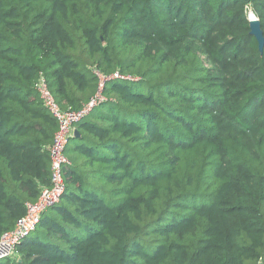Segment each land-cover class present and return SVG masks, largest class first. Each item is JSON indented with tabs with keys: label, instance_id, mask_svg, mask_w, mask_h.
I'll list each match as a JSON object with an SVG mask.
<instances>
[{
	"label": "trees",
	"instance_id": "1",
	"mask_svg": "<svg viewBox=\"0 0 264 264\" xmlns=\"http://www.w3.org/2000/svg\"><path fill=\"white\" fill-rule=\"evenodd\" d=\"M264 0H0V238L51 186L61 202L0 264H264ZM144 88L146 90H144Z\"/></svg>",
	"mask_w": 264,
	"mask_h": 264
},
{
	"label": "built area",
	"instance_id": "2",
	"mask_svg": "<svg viewBox=\"0 0 264 264\" xmlns=\"http://www.w3.org/2000/svg\"><path fill=\"white\" fill-rule=\"evenodd\" d=\"M116 79L137 80L117 73L108 78L100 76V87L96 96L79 110H73L72 108L62 109L53 99L45 80H41L38 88L41 97L46 108L58 122V129L49 148L51 186L43 188L38 200L26 205V215L16 223L14 229L2 235L0 238V262L14 259L17 256L19 246L37 230L42 216L61 202L67 190L64 172L71 166V162L66 156V151L70 140L74 137L75 126L86 119L96 107L106 101L102 94L104 85L107 81Z\"/></svg>",
	"mask_w": 264,
	"mask_h": 264
},
{
	"label": "water",
	"instance_id": "3",
	"mask_svg": "<svg viewBox=\"0 0 264 264\" xmlns=\"http://www.w3.org/2000/svg\"><path fill=\"white\" fill-rule=\"evenodd\" d=\"M250 28H251V34L254 35L259 43L260 51L262 52L264 47V35L261 28V23L258 18L255 20L250 19ZM80 137V134L77 130L74 131V138Z\"/></svg>",
	"mask_w": 264,
	"mask_h": 264
},
{
	"label": "clouds",
	"instance_id": "4",
	"mask_svg": "<svg viewBox=\"0 0 264 264\" xmlns=\"http://www.w3.org/2000/svg\"><path fill=\"white\" fill-rule=\"evenodd\" d=\"M249 18L252 19V20H255L256 19V16L253 14Z\"/></svg>",
	"mask_w": 264,
	"mask_h": 264
},
{
	"label": "bare ground",
	"instance_id": "5",
	"mask_svg": "<svg viewBox=\"0 0 264 264\" xmlns=\"http://www.w3.org/2000/svg\"><path fill=\"white\" fill-rule=\"evenodd\" d=\"M251 15H253V13H252V12H250V13H249V17H250Z\"/></svg>",
	"mask_w": 264,
	"mask_h": 264
},
{
	"label": "rangeland",
	"instance_id": "6",
	"mask_svg": "<svg viewBox=\"0 0 264 264\" xmlns=\"http://www.w3.org/2000/svg\"><path fill=\"white\" fill-rule=\"evenodd\" d=\"M144 90H146V89L144 88Z\"/></svg>",
	"mask_w": 264,
	"mask_h": 264
}]
</instances>
